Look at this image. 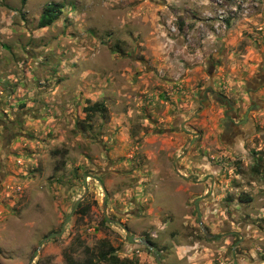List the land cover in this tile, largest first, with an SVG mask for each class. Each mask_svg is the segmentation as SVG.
<instances>
[{
  "label": "rangeland",
  "instance_id": "374dc122",
  "mask_svg": "<svg viewBox=\"0 0 264 264\" xmlns=\"http://www.w3.org/2000/svg\"><path fill=\"white\" fill-rule=\"evenodd\" d=\"M143 1L0 0L2 263L264 264V89L236 145L201 108L264 68V0Z\"/></svg>",
  "mask_w": 264,
  "mask_h": 264
},
{
  "label": "flooded vegetation",
  "instance_id": "af4514ba",
  "mask_svg": "<svg viewBox=\"0 0 264 264\" xmlns=\"http://www.w3.org/2000/svg\"><path fill=\"white\" fill-rule=\"evenodd\" d=\"M209 72L213 75L214 64L210 61ZM264 89V68L260 69L256 74H253L244 85L245 96L241 93H236L232 90L228 92L217 89L212 82H208L206 87L201 91L202 105L201 108H213L210 100L223 106V115L218 118L221 125L219 139L227 145H236L240 139L247 138L250 133H253L252 126L258 128L260 117L256 115L263 107L261 91ZM207 99V102H205ZM247 99V101H246ZM187 123L182 121L180 126L184 132L191 131V127H187ZM197 134L195 140L197 141ZM193 145L194 142H189Z\"/></svg>",
  "mask_w": 264,
  "mask_h": 264
},
{
  "label": "trees",
  "instance_id": "16d2710c",
  "mask_svg": "<svg viewBox=\"0 0 264 264\" xmlns=\"http://www.w3.org/2000/svg\"><path fill=\"white\" fill-rule=\"evenodd\" d=\"M63 4L60 2H53L47 4L40 16L39 27H46L55 22L62 14ZM100 110V103L94 102L89 106V112H96ZM97 261H106L109 264H135L129 258H120L118 255L114 254V249L109 247L108 250L100 251L97 256Z\"/></svg>",
  "mask_w": 264,
  "mask_h": 264
},
{
  "label": "water",
  "instance_id": "95a60500",
  "mask_svg": "<svg viewBox=\"0 0 264 264\" xmlns=\"http://www.w3.org/2000/svg\"><path fill=\"white\" fill-rule=\"evenodd\" d=\"M101 185H102V187H103V189H104V191H105V200H104L103 210H104V213H105V218H106V220L109 221V222H117V223H119L120 225H122V226L126 229V231H127V233H128V240H129V241H133L134 237H133V235L130 233V231L128 230V228H127L126 226H124L123 223H122L121 221H118V220H116V219H114V218H112V217H110V216L108 215V212H107V208H108V207H107V202H106V200H107V196H108V191H107V189L105 188V186H104L103 183H101ZM85 188H86V191H85L84 195H83V196L77 201V203H76V205H75V207H74V210H73L72 214L68 217L67 221L64 222V225H63L62 229L59 230V231H54V232H52V233L46 235V236L40 241L38 248L34 251V254H33V260L35 259V257H36L37 254L39 253L40 249L43 247V245H44L47 241H50L51 239H54L55 237L61 236V235L64 233L66 223L68 222V220L71 219V217H72L73 213L76 211V209H77L79 203H80L81 200L86 196V194H87V192H88V190H89V189H88V183H87V180H85ZM142 243H143L144 245H147V246L150 247L151 249L156 250V247L153 246L152 244H150L149 242H147L146 240H142ZM157 262H158V264H162V262H161V260H160V258H159V255H157ZM0 264H4V263H2V262L0 261Z\"/></svg>",
  "mask_w": 264,
  "mask_h": 264
},
{
  "label": "crops",
  "instance_id": "0c3cea01",
  "mask_svg": "<svg viewBox=\"0 0 264 264\" xmlns=\"http://www.w3.org/2000/svg\"><path fill=\"white\" fill-rule=\"evenodd\" d=\"M146 2H147L146 0L142 2L143 6H145ZM144 20H145V19H144ZM142 32H143V33H142ZM141 34H144V35H145V31H141Z\"/></svg>",
  "mask_w": 264,
  "mask_h": 264
}]
</instances>
